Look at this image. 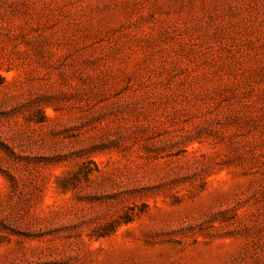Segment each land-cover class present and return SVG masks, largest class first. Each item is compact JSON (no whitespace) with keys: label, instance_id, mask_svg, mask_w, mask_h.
I'll list each match as a JSON object with an SVG mask.
<instances>
[{"label":"rangeland","instance_id":"rangeland-1","mask_svg":"<svg viewBox=\"0 0 264 264\" xmlns=\"http://www.w3.org/2000/svg\"><path fill=\"white\" fill-rule=\"evenodd\" d=\"M0 264H264V0H0Z\"/></svg>","mask_w":264,"mask_h":264}]
</instances>
